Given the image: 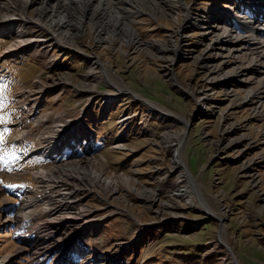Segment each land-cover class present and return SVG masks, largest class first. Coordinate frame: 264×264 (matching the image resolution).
<instances>
[{
  "label": "rangeland",
  "instance_id": "374dc122",
  "mask_svg": "<svg viewBox=\"0 0 264 264\" xmlns=\"http://www.w3.org/2000/svg\"><path fill=\"white\" fill-rule=\"evenodd\" d=\"M170 1L146 0L147 5L157 2L158 7L141 6L142 11L134 13L130 12L136 10L134 0L108 1L109 9H124L121 15L136 34L135 44L107 31L100 32L105 39L99 42L96 37L100 30L88 18L92 10L88 17L78 19L81 27L67 48L64 44L60 49L52 40L50 45L45 43L48 47L33 43V48H24L17 60L15 56L20 53L5 52L16 40L15 31L6 29L0 34V70L5 71L0 73V144L13 131L6 124L10 117L4 109L12 84L17 83L15 124L23 125L20 134L25 135L13 138L28 132L36 147L41 142L39 135L61 119L60 125L67 124L68 130L52 156L64 153L65 145L75 139L74 157L39 166L38 170L69 160L92 159L97 160L94 170L104 178L118 176L117 182L106 189L95 188L84 194L81 204L91 210L89 226L84 227L82 235L73 230L74 236L58 248L35 242L39 230L33 225V220L41 222L56 211L39 210L35 204H31V211L27 205L33 220L18 222L19 208L13 217L5 211L14 199L0 187V220L9 216L3 226L0 221V264H62L67 253V264H209L213 255L214 264H233L232 258L239 264H264V104L246 99L259 82L250 69L244 68L251 57H241L237 63L223 55L224 42L219 43L221 51L207 46L217 37L206 34L210 25H224L228 33L222 40L235 33L230 25L210 23L209 15L229 16L235 5L230 0H181L183 7H176ZM35 3L27 6L25 15L29 19L36 16ZM97 3L92 6L96 8ZM1 4L0 13L3 9L18 11L21 6L19 0ZM186 6L191 17L199 20L186 19ZM69 7L71 13L79 14V9ZM37 24H29V37L49 38ZM175 43L179 54L172 47ZM204 61L219 64V74H209L202 65ZM105 70L128 92L111 98L109 95L116 94L117 89L108 81ZM136 94L170 114L165 118L153 111L135 98ZM31 105L35 109L32 116L26 110ZM66 107L72 113L75 110V115ZM167 134L172 137L166 139ZM181 135H185L182 161L198 187L191 199L179 192L191 183L182 175L183 169L175 165L176 148L171 146L179 143L175 138ZM73 151L67 148V155H73ZM1 155L6 157L7 153ZM44 161L37 156L18 167L30 168ZM37 169L27 174L30 186L36 185L33 173ZM16 176L19 178V173ZM10 181L7 176L2 179L5 185ZM35 194L31 188L25 193L28 199ZM24 221L31 227L22 231ZM10 223L20 241L14 239L11 228L8 230L6 225ZM78 241L81 247L76 251L72 246ZM52 257L55 259L45 263Z\"/></svg>",
  "mask_w": 264,
  "mask_h": 264
},
{
  "label": "bare ground",
  "instance_id": "6f19581e",
  "mask_svg": "<svg viewBox=\"0 0 264 264\" xmlns=\"http://www.w3.org/2000/svg\"><path fill=\"white\" fill-rule=\"evenodd\" d=\"M0 1L2 3L1 6H5V4H11L14 0H0ZM19 1L21 3V6L20 9H18V11L7 12L6 9H3V11L0 13V34H2L3 33L2 31H5L6 29L10 31L12 30V32L15 31L14 37H16V40L13 41L9 46H7L8 49L5 51L7 53L13 55H18L19 53L21 54V52L25 51L24 48L26 49L33 48L32 47L33 43L34 44L39 43L40 45L42 44L43 46L48 47V45L51 44L49 43V40H52V44H58L60 49H63L62 45L64 44H66V48L70 47L73 44L71 42L74 41V37L77 36L78 34L77 32L81 27L78 19L80 17L83 19L84 16L88 17L90 15V14L88 15L90 10L92 11L90 17L88 18L94 21L98 26V30H100L99 32L97 31L98 33L96 37V39L99 42H102L105 39V36L101 35L100 32L107 31V32H116L117 36L121 34L127 37L128 42L130 43L132 42L135 44L134 40L136 34L134 33V30L130 26L127 19H125L124 16L121 15V11L124 12V9H118L116 7H115L116 9H111V8L109 9L108 8L109 0H61V2L60 0H55L54 3H51L54 0H19ZM95 1L98 2L96 8L92 6L93 2ZM145 1L146 0H134L132 4L137 6L136 8H134L136 10L131 11L129 9L130 12L140 11L141 6L142 7L154 6L153 9L158 7L157 2H147L148 3L147 5L146 3H144ZM32 2L33 4L36 2L35 5L38 10L37 13L35 12L36 16L29 19L28 17H26L25 13L27 11V6H29ZM170 2H172L170 3V5H175L176 7L178 5L181 6L183 5L181 0H171ZM230 2L231 3L233 2L234 3L233 5H235L234 10H232V14H228L231 17L229 16L213 17V15L212 16L209 15V19H210V23H216L217 21H219L220 24L225 23L226 25H230L231 28L232 27L235 28L234 30L235 33L231 34L228 38L222 40L224 34L228 33V31L222 27L224 25L221 24L222 25L221 27L220 26L215 27V25L209 24L210 26H208L207 29L208 31L206 32V34L210 32L213 33V35L216 34L217 37H214L212 38L211 41L207 42V46H209V48L211 46L212 51L215 50L221 51V49L223 48L222 50H224L225 53L223 55L228 56L229 58H233L234 60H236L237 63L240 61L239 58L241 57H251L250 58L251 61L248 62L244 68L250 69L252 71L251 74L253 76L252 75L251 76L257 82H259V85L256 87L254 91L251 90V92L248 94L246 99L248 98L249 102L251 101L252 104L258 103L262 105L264 104V36L260 34L261 29L257 27V24L263 25L264 22L261 21L260 15L256 11L255 18L252 17L251 19L246 20L245 23L242 24V26L239 23H237V21L241 22L243 16L245 17V10L243 9V6L245 7V9H248L250 12L252 9L259 10L262 5L257 6L258 3L254 0H250L251 3L248 0H246V2H244L243 0H240V2L239 0H230ZM69 5L74 7V9L76 8L79 9L78 10L79 14L71 13L69 11L71 9ZM64 6L68 7V11L70 13L68 11L64 12V10H66ZM185 9H186V14L184 13V15L187 20L190 19L189 21H191L193 17H191L189 7L186 6ZM193 20H199V19L193 18ZM33 22L38 23L37 25L40 26V30L42 32L45 31L47 34L50 35V37L49 38L47 37L48 39L45 37H38V38H36L35 36L29 37V34H31L29 24ZM17 23L18 26L16 27L15 24ZM217 24L219 25V23ZM243 32H245L246 35H244ZM239 35L241 36L238 37ZM40 36L43 35L40 34ZM26 42L28 43L26 44ZM45 43L47 44L49 43V44L45 45ZM219 43H222L224 47L219 45ZM220 46L222 47L221 49ZM172 47H175L173 48L174 52L176 51L179 54L180 48L177 47V43H175V45ZM44 56L45 57L48 56L47 49L45 50ZM97 61L98 60H96V63ZM202 65L204 68H206L207 71H209V74L214 71H216L217 74H219L218 72H220L221 69V66L219 64L217 65L210 63L206 64V61H204ZM238 67H241V65H239ZM238 69L239 68H237V70ZM106 71L107 70H105V73L107 74L108 81L111 82V85H113L117 89L116 94L109 95L111 98L120 96V93H122L123 91H127V88L123 87V85L117 80V78H114L112 76V73L110 74L109 71L107 72ZM229 74H235V72L230 71ZM110 97H108L106 102H108ZM135 98H137L141 102L146 103L150 108L154 109L153 111L158 112L160 115L164 116L165 118L166 115L170 114V111H168L167 109L165 110L162 107L160 108L157 104L153 103L152 101L151 102L147 101L140 95L136 94ZM26 110L28 111L27 112L28 115L32 116V113L35 109L34 106L31 105L29 107H26ZM39 119L43 120V117L42 118L40 117ZM183 120L185 122L187 121L186 119ZM61 121H62L61 119L56 120L55 123L57 124L51 126V128L48 130L47 133H42L39 135L40 137L38 138L41 139V142L40 144L36 145L35 148H33V150L31 151L32 153L39 152L42 155H46L49 157L57 153L58 145L68 130L67 124L60 125ZM21 134L25 135V132H22ZM184 136L185 135H181L179 137L177 136L175 139L179 143L177 144L176 142H174L171 146L176 148L175 153L177 154L175 157L178 159V161H174L175 165L179 169L181 170L183 169L182 175L188 178V180L191 183L190 187H185L182 191L179 190V192L188 196L191 199L193 192L196 193L198 191L197 189L198 187L196 185V180L186 170L185 163H183L182 161L181 151L183 149L182 146L184 143ZM170 137H172L170 134L166 135V139ZM16 139H20V137ZM96 162L97 160L94 161L92 159L69 160L66 161L65 164H57L51 167L49 166L50 168L48 169H40V170L37 169V172L33 173L34 174L33 178H34V182H36V185L34 186L27 185L22 191H18L19 196L21 197L20 199L21 202L18 207L20 211L18 214L19 215L18 222L23 221L24 218L33 220L31 213V211L33 210L31 204L37 205L38 206L37 209L39 210L47 211L48 209H52V210L54 209L57 213L56 215L43 218L42 221L38 223H36V221L33 220L34 228L39 230V235L34 238L35 242L39 244H52L53 248L54 247L58 248L61 246V244L64 241H67L69 236L70 237L74 236L72 234L73 230H77L79 232V235H82L84 227L89 226L88 217L91 215V210L86 209V207H82L81 204L84 194H88L91 193L92 191H95L94 190L95 188L106 189L107 187H109L110 184L117 182L118 179V176L116 177L115 175L104 178L100 172L94 170ZM30 188L33 189L37 194H35V197L30 196V198L28 199L25 193L26 190ZM27 205H29L31 211L29 210ZM24 209H26V211ZM205 210L207 211V213H209V210L206 206H205ZM216 217L220 219L222 216L216 215ZM30 227L31 225H29L28 221H24V223H22V231H24L25 228L30 229ZM59 233L60 236L57 237V234L59 235ZM52 263L53 262H51L50 264ZM232 263L239 264L235 258H232Z\"/></svg>",
  "mask_w": 264,
  "mask_h": 264
},
{
  "label": "trees",
  "instance_id": "16d2710c",
  "mask_svg": "<svg viewBox=\"0 0 264 264\" xmlns=\"http://www.w3.org/2000/svg\"><path fill=\"white\" fill-rule=\"evenodd\" d=\"M215 260H216L215 255H213V257H210V258L208 259V263H209V264H214Z\"/></svg>",
  "mask_w": 264,
  "mask_h": 264
}]
</instances>
